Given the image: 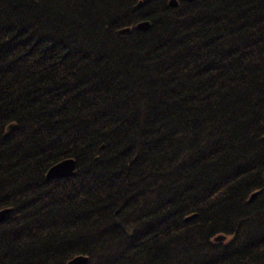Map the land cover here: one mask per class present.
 <instances>
[{
	"label": "trees",
	"instance_id": "obj_1",
	"mask_svg": "<svg viewBox=\"0 0 264 264\" xmlns=\"http://www.w3.org/2000/svg\"><path fill=\"white\" fill-rule=\"evenodd\" d=\"M168 1L0 0V264H264V0Z\"/></svg>",
	"mask_w": 264,
	"mask_h": 264
},
{
	"label": "water",
	"instance_id": "obj_2",
	"mask_svg": "<svg viewBox=\"0 0 264 264\" xmlns=\"http://www.w3.org/2000/svg\"><path fill=\"white\" fill-rule=\"evenodd\" d=\"M168 4L170 6H175L176 2L175 0H169ZM139 6H140V2H138L135 7L138 8ZM147 27H148L147 21H140L135 24V28L137 29H146ZM73 167H74L73 159L71 158L62 159L51 165L45 172L44 177L46 180L67 177L72 173ZM253 196L254 194L250 195V197ZM6 211H7L6 208L0 210V220L4 218ZM84 261L85 258L83 256H75L72 259H70L66 264H83Z\"/></svg>",
	"mask_w": 264,
	"mask_h": 264
},
{
	"label": "bare ground",
	"instance_id": "obj_3",
	"mask_svg": "<svg viewBox=\"0 0 264 264\" xmlns=\"http://www.w3.org/2000/svg\"><path fill=\"white\" fill-rule=\"evenodd\" d=\"M175 2H176V0H175ZM218 238V239H217ZM217 238H215V241H221V240H223L224 239V237L223 236H219V237H217Z\"/></svg>",
	"mask_w": 264,
	"mask_h": 264
}]
</instances>
